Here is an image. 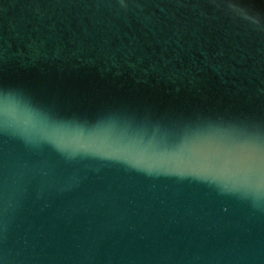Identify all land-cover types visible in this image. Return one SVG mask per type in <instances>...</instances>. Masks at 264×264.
I'll return each instance as SVG.
<instances>
[{"label": "water", "instance_id": "obj_1", "mask_svg": "<svg viewBox=\"0 0 264 264\" xmlns=\"http://www.w3.org/2000/svg\"><path fill=\"white\" fill-rule=\"evenodd\" d=\"M0 264H264V0H0Z\"/></svg>", "mask_w": 264, "mask_h": 264}]
</instances>
